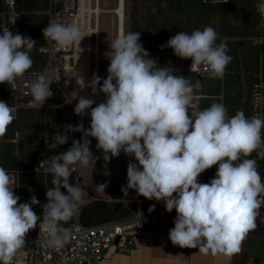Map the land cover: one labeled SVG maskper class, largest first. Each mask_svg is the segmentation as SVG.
<instances>
[{
    "label": "clouds",
    "instance_id": "9594fccd",
    "mask_svg": "<svg viewBox=\"0 0 264 264\" xmlns=\"http://www.w3.org/2000/svg\"><path fill=\"white\" fill-rule=\"evenodd\" d=\"M257 10L264 18V3ZM42 34L58 51L84 38L77 24L56 21L49 22ZM140 39L141 32L121 30L105 53L110 63L102 85L96 74L88 85L83 82L82 90L89 87L92 95L105 96L95 107L93 99L78 98L74 113L90 116V127L85 129L82 122L66 125L64 134L57 133L53 143L45 141L51 151L68 142V133H81L70 148L43 162L49 165L53 187L46 192L47 203L41 205L42 216L33 211L40 204L35 195L19 203L21 197L10 187L8 172L0 167V264H13L17 253L27 248V234L37 225L48 234L47 248H64L73 231L68 222L79 214L86 194L70 183L76 167L91 164L94 168L103 159V174L108 176L107 164L121 152L135 161L127 166V185L121 191L127 197L134 190L138 196L163 202L169 213L175 210L168 237L173 245L231 257L241 252L243 241L257 228L264 181L257 159L248 157L255 152L258 159H264V118H249L239 110L229 117L222 103H213L193 117L192 101L201 83L193 84L188 77L160 67ZM217 39L211 26L191 34L181 31L161 50L168 47L175 56L191 59L190 71L205 65L213 78L222 79L232 57L227 54V38L219 44ZM35 47L36 41L29 36L13 35L8 29L0 34V84L7 83L16 92L18 79L32 68ZM30 94L41 106L53 96L44 75L31 84ZM14 112L13 106L0 100V138L14 121ZM90 137L97 141L102 157L93 156ZM213 166H217L214 178L200 183V175ZM107 187L101 183L95 190L105 194Z\"/></svg>",
    "mask_w": 264,
    "mask_h": 264
},
{
    "label": "rangeland",
    "instance_id": "374dc122",
    "mask_svg": "<svg viewBox=\"0 0 264 264\" xmlns=\"http://www.w3.org/2000/svg\"><path fill=\"white\" fill-rule=\"evenodd\" d=\"M119 2L120 0L88 1L92 10L95 11L98 8L100 9V13L97 17L93 14L91 18L87 19V28H85V33L82 36V38H84L80 42L81 46L78 49L79 67H77L75 89H73L74 85L72 83L67 86H62L60 89L64 102L59 105L57 110L59 111V122L63 124H68L75 118L74 108L78 99H75L73 96L74 90L76 94L79 93L82 96L85 94L87 95V87H84L83 90L81 89L83 82L84 85H88L93 75L96 74L101 78L102 85L103 79L107 77V68L110 61L106 58L105 53L110 51L109 46L119 34V16L116 13L119 8ZM189 2V4L179 8L174 0H124V32H141V39L139 42L143 45L144 49L148 51L149 57L157 59V64L160 67H167L172 74H183L184 76L187 75L188 72L180 65L181 58L175 56L171 48L164 47L163 50H161V46L166 45L164 41L165 35L168 31H184L191 34V32L196 29L203 30L208 26L213 27L218 33L217 44L225 38L233 42L235 45L236 57L244 61L242 67L245 66L246 62L250 65H253V63L255 64V68L252 67L250 69V73H252L246 76L247 78H245V80L240 81V84L234 83L235 81L233 80L228 87L226 85L221 86L220 95L212 96L213 99H218L226 108L230 107L231 112H236L238 109H242L246 103V99L248 100L251 80L253 79L254 82L258 80L260 76L264 77V56L261 51L264 49V45H259L254 40L258 26L256 7L254 6L255 0H235V9L227 15H223L219 11L214 10L208 12L203 11V3H198L196 0H190ZM203 5L207 6L210 4ZM46 11L47 10H44L42 13L38 12L34 15L40 17L45 16ZM15 34H17V32L13 35ZM22 35L25 34L23 33ZM255 48L258 51H255L257 53L256 63L250 54ZM39 65V71L43 70L46 66H41V64L38 63V66ZM185 77H188L193 84L195 83L190 76ZM77 79H80L79 84L77 83ZM77 84L78 86H76ZM204 90L205 87L202 86L201 89L195 90V95H202L203 99H210L211 97L203 94ZM88 93L92 95L91 88L89 87ZM101 95L104 96L102 93ZM93 106H96L95 103ZM35 110L36 109L23 111L29 112ZM199 111H201L200 108L198 109V112ZM23 114L22 120L24 121L27 115L25 113ZM85 119L87 120V117H85ZM42 120L26 123L22 130L14 134L12 140H0V147L2 145L11 144L12 155L17 157L19 156L17 153L21 146L22 149H24V147L25 149L29 147L32 148L33 145L35 147L38 139L40 140ZM127 166V156L123 152H121L119 157L110 160L107 164V171L110 173L108 177L112 178L108 180L104 174H101L99 178L94 179L96 186L101 183L108 184V187L105 189V194H96L98 198L125 199L127 197H136L137 193L134 190H129L127 197H125L121 191L122 187H126L127 185ZM17 168L19 170L8 172L11 181L10 187L13 188L15 195L20 194L18 186L23 187V183L18 182V177L22 175L20 173L22 172L24 175H27V170L22 171L20 167ZM16 171H19L18 175ZM93 174L94 172L91 164H89L87 168L77 166V181L75 176L72 175L73 183L80 187L81 184L87 183V179ZM49 177L50 176H48V179L41 177L42 181H40L39 186H37L36 193L41 195L43 201H41V203L43 204L44 201L47 200L46 192L48 188L53 187ZM210 181L211 179L205 183H209ZM122 202L129 203L128 201ZM146 205L147 203L144 206ZM146 211L147 210L144 212ZM88 220L86 221L90 222L92 218Z\"/></svg>",
    "mask_w": 264,
    "mask_h": 264
},
{
    "label": "built area",
    "instance_id": "2783aa9c",
    "mask_svg": "<svg viewBox=\"0 0 264 264\" xmlns=\"http://www.w3.org/2000/svg\"><path fill=\"white\" fill-rule=\"evenodd\" d=\"M203 4L210 5H224L229 3V0H200ZM264 3V0H255L256 14H257V32L254 40L259 45H264V18L261 17L257 10V5ZM84 0H49L48 10V23L56 21L65 23L71 26L73 23L77 24L81 30V36L85 33V18L82 11ZM19 13L16 10L15 0H0V31L1 33L11 28L16 24ZM80 45L79 42L67 50L58 51L53 41L45 39L43 36V45L38 47L39 54L47 57L46 66L43 70L28 71L23 77L17 81V89L14 92L10 85L3 84L4 91L8 94L9 98L13 101L15 111L18 109H36L44 112L45 117L42 120L41 133H40V146L35 156L34 167L26 171L28 174L37 177L47 178L50 173L49 165L43 163L45 160L52 156L58 155L66 151L72 146L73 140L81 139V133L70 132L68 133V142L64 145H58L56 149L49 150L45 141L53 143L56 134H64V126L73 125L77 126L81 122L85 129L89 128L88 115L84 117L77 116L74 113V120L68 124L61 122H53L48 113L58 109L53 102V96L45 101L41 106L34 102L30 94V87L38 76L44 75L47 82L55 85L59 89L62 86H67L72 83L73 70L75 66L76 49ZM192 60L180 59V65L189 73L202 78H213L207 66L201 65L196 70L190 71ZM221 83L222 79L213 78ZM73 84V83H72ZM51 91L53 92L52 88ZM202 95H194L192 101L191 114L193 117L198 113L200 99ZM249 115H260L264 118V77L260 76L250 89L249 99ZM60 149V150H59ZM76 171L73 173L75 175ZM19 174V171H16ZM264 181V173L262 175ZM17 195V194H16ZM261 200V207L258 210V222L264 228V194L259 198ZM155 223V215H145L138 213L132 218L110 221L93 226H84L80 224L77 218L71 224L73 231L69 242L64 248L59 251L49 249L45 246L44 242L48 239L46 230L38 226L37 235L34 238L26 240V249L19 251L14 258L13 264H30L32 257L36 256L43 264H99L103 259L105 253L111 248H118L119 250H128L133 246L135 238L148 234L147 228ZM26 251V255L24 252ZM255 264H264V261Z\"/></svg>",
    "mask_w": 264,
    "mask_h": 264
},
{
    "label": "trees",
    "instance_id": "16d2710c",
    "mask_svg": "<svg viewBox=\"0 0 264 264\" xmlns=\"http://www.w3.org/2000/svg\"><path fill=\"white\" fill-rule=\"evenodd\" d=\"M42 1V2H41ZM190 0H174V2L179 6V8H182L184 5L189 4ZM193 1V0H192ZM198 3H201L200 0H196ZM16 4V10L19 13V16L17 18L16 24L11 28L10 32L12 34L14 33H19V34H25L26 36L31 37L36 41V47L34 48L31 57L33 60V65L32 68L29 70H39L40 65L38 66V63L41 64V66H45L47 62V57L43 56L38 53L37 49L41 45H43V34L42 30L47 26L48 24V16L45 12V16H36L34 14L42 13L44 10H48V5H49V0H15ZM203 11H219L223 15L230 14L234 9H235V0H229V3L224 4V5H203ZM255 6V4H254ZM257 17V14H256ZM41 18V19H40ZM179 33L178 31H168V33L164 37V41L167 43V41ZM0 34L1 31H0ZM227 47H228V55L232 57V60L230 64L227 66V70H225V74L223 76V82L221 83L220 81L213 79V78H202L199 76H196L192 73H189L184 76H190L192 80L199 81L202 86L205 87V90L203 91V94L205 96L211 97L206 98V99H200L199 102V108L204 110L205 108L210 107L213 103H220L218 99H213L212 96H218L220 95V89L222 85H226L227 87L230 85L233 80L235 81L234 83H239L242 80H245L250 73V69L253 67L255 68V64L253 65L248 64L247 62L245 63V66L242 67L243 64V59L237 58L235 55V49H234V44L233 42L226 41ZM256 48L253 49V52L250 53L251 57L256 63V56L257 53ZM262 54L264 56V49L261 50ZM258 52V51H257ZM186 60V59H185ZM38 66V67H37ZM183 75V74H182ZM255 82V81H254ZM253 79L250 82V89L252 87V84L254 83ZM51 88L53 90V102L59 106L64 102L63 96L61 94V90L56 87L55 85H51ZM197 93V91H196ZM249 99H250V91H248V100L246 99L245 105L242 107V109H238L239 111H243L245 116L248 117L250 107H249ZM0 100L7 102L10 106H13V101L11 98H9L8 94L4 91L3 89V84H0ZM94 107V106H93ZM27 109H18L15 111V119L12 122L11 125L8 126L7 132L4 137L0 138V140L4 141H10L12 140V137L14 136L15 133H18V131L22 130V128L25 126L26 123H32V122H37L38 120H42L45 117L44 112L41 110H35V111H23ZM228 116L232 117L236 114V112H231L230 107L227 108ZM23 113L27 115L25 120H22ZM49 118L52 119L53 122H59V111L57 109L51 111L48 113ZM89 121H90V116H89ZM91 122V121H90ZM90 124V123H89ZM90 127V125H89ZM36 133V132H35ZM91 140V145H90V151L93 153L94 157H102V151H97L96 149V143L97 141L94 138H89ZM36 142V141H35ZM37 144L26 148L22 149V146L17 153L19 156H14L12 155V145L11 144H6L2 145L0 147V167H3L7 172L19 170L17 167H20L21 170H31L34 165H35V156L36 153L39 149L41 141L38 139L36 142ZM60 150V149H59ZM252 159H257V164H258V171L260 176L262 177L264 173V159H258L256 153H252L251 157ZM127 161L128 164L129 162H135L134 158H130L127 156ZM104 167V161L103 159H99L96 161L93 172H100ZM217 171V166H213L212 168L206 170L204 173L200 175L198 178V181L200 183H205L212 179L215 176V173ZM20 177H18V182L23 183V187L18 186L20 189V194L17 195L21 197V200L19 203H26L30 200L32 195H35L37 199L40 201L39 205L33 206V211L37 214V216H42L43 209L41 205L42 199L41 195L36 193L37 192V186H39V182L42 181L41 177H37L32 174L24 175V173H20ZM49 180L52 182L53 176L49 174ZM47 176V179H48ZM70 183H73V177L70 178ZM63 191H66L62 189ZM138 200H143L144 202H130L129 203H124V202H105V201H93L89 204H86L79 210V214L71 221L68 222V225H71L75 218L78 219L80 224L84 226H93V225H98L102 224L105 222H110V221H119V220H124L128 218H132L138 213H142V208L143 206L148 203L150 200L137 195ZM43 202V201H42ZM47 203V200L44 201V204ZM89 218H92V221L87 222ZM89 221V220H88ZM66 225V226H68ZM37 230H38V225L36 228L31 230L27 236L26 240L31 239L36 237L37 235Z\"/></svg>",
    "mask_w": 264,
    "mask_h": 264
},
{
    "label": "crops",
    "instance_id": "0c3cea01",
    "mask_svg": "<svg viewBox=\"0 0 264 264\" xmlns=\"http://www.w3.org/2000/svg\"><path fill=\"white\" fill-rule=\"evenodd\" d=\"M124 25V22H123ZM124 31V28H123ZM77 71V70H76ZM75 73V79H76ZM76 84V82H75ZM75 84L73 89H75ZM87 96L95 101V105L103 102L105 97L101 94L98 96L90 95L88 87L86 88ZM74 93L75 90H74ZM73 93V96H74ZM79 93L76 99L79 98ZM75 98V96H74ZM15 115V112H14ZM89 121V116L87 118ZM104 172V167L100 172H94L87 183H83L80 187L86 193L84 199L79 205V210L86 204L93 201H131L144 202L136 197H127L125 199L114 198H98L96 194H101L95 190L94 179L99 178ZM75 179L76 174L74 175ZM105 176V175H104ZM108 180L112 177L105 176ZM155 205L153 211H149L150 207ZM147 210L146 212H144ZM145 215H155V223L147 228L148 234L135 238L134 244L128 250H119L114 247L107 251L99 264H255L264 261V228L257 220V228L251 231L241 245V252L232 255L231 257L224 254L208 255L202 254L198 249H182L175 246L169 240V230L174 228V219L176 212H167L163 202L150 200L146 206H143L142 211ZM30 264H43L40 260L33 256Z\"/></svg>",
    "mask_w": 264,
    "mask_h": 264
},
{
    "label": "bare ground",
    "instance_id": "6f19581e",
    "mask_svg": "<svg viewBox=\"0 0 264 264\" xmlns=\"http://www.w3.org/2000/svg\"><path fill=\"white\" fill-rule=\"evenodd\" d=\"M88 1L91 2V0H84V4L85 5H83V9H82V11L84 13L85 22H86L85 23V26L87 25V19L91 18V16L93 14L96 15V17H97V15H99V13H100V9H98V8L95 11H93L92 10V7H91V5H89ZM123 12H124V0H120V2H119V8H118V11L116 12L117 15L119 16V32L121 30H123V28H124V25H123L124 14H123ZM80 46H81V44L77 47L76 54H75V66H74L73 76H72V83H73V85L75 84V81H76L75 80V73H77L76 70H77V67H79L78 66V49H79ZM76 86H78V84ZM96 96H98V95H96Z\"/></svg>",
    "mask_w": 264,
    "mask_h": 264
}]
</instances>
